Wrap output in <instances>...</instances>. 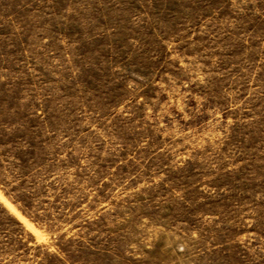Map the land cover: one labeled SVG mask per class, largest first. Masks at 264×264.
Masks as SVG:
<instances>
[{
    "label": "rangeland",
    "instance_id": "374dc122",
    "mask_svg": "<svg viewBox=\"0 0 264 264\" xmlns=\"http://www.w3.org/2000/svg\"><path fill=\"white\" fill-rule=\"evenodd\" d=\"M0 264H264V0H0Z\"/></svg>",
    "mask_w": 264,
    "mask_h": 264
}]
</instances>
